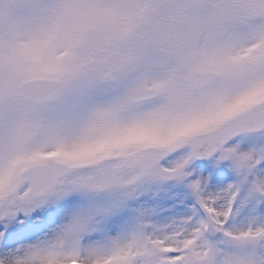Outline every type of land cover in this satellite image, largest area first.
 I'll use <instances>...</instances> for the list:
<instances>
[{"label":"snow or ice","instance_id":"1","mask_svg":"<svg viewBox=\"0 0 264 264\" xmlns=\"http://www.w3.org/2000/svg\"><path fill=\"white\" fill-rule=\"evenodd\" d=\"M0 264H264V0H0Z\"/></svg>","mask_w":264,"mask_h":264}]
</instances>
